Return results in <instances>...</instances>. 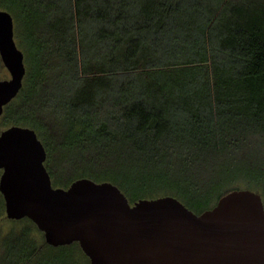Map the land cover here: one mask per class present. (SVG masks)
Instances as JSON below:
<instances>
[{
  "label": "trees",
  "instance_id": "16d2710c",
  "mask_svg": "<svg viewBox=\"0 0 264 264\" xmlns=\"http://www.w3.org/2000/svg\"><path fill=\"white\" fill-rule=\"evenodd\" d=\"M0 7L18 23L26 64L0 120L37 131L54 186L111 181L131 203L173 195L197 213L233 189L264 200V0ZM61 164L67 177L58 176ZM4 203L0 192V214ZM20 220L13 264H29L45 246L54 252L39 264H91L79 242L39 244L36 223Z\"/></svg>",
  "mask_w": 264,
  "mask_h": 264
},
{
  "label": "water",
  "instance_id": "95a60500",
  "mask_svg": "<svg viewBox=\"0 0 264 264\" xmlns=\"http://www.w3.org/2000/svg\"><path fill=\"white\" fill-rule=\"evenodd\" d=\"M0 56L11 73L0 79V117L21 91L24 51L11 12L0 8ZM37 131L11 125L0 134V191L7 217L32 219L53 246L79 242L91 264H264V200L233 189L197 213L178 197L131 203L111 181L89 177L54 186Z\"/></svg>",
  "mask_w": 264,
  "mask_h": 264
},
{
  "label": "rangeland",
  "instance_id": "374dc122",
  "mask_svg": "<svg viewBox=\"0 0 264 264\" xmlns=\"http://www.w3.org/2000/svg\"><path fill=\"white\" fill-rule=\"evenodd\" d=\"M1 8V7H0ZM15 22V39L17 41L18 46L20 47V43L18 41V39L16 38V34H17V24L16 20H14ZM1 77L0 79H4V78H10L11 77V73L8 70V68L4 65L2 66V71H1ZM6 127L2 124V121L0 120V134L1 131H3ZM57 170L59 175L61 177H67L70 173V170L68 168V166L66 165H60L57 166ZM2 173V170H0V175ZM54 184V182H53ZM1 192V191H0ZM16 220H18V222H16ZM16 220H12L10 218L7 217V213H6V208H5V203H4V207L3 210L0 214V264H13L12 259L10 258V255L12 252H15L16 248L13 247H17L20 248L22 246L15 244V242H17V235H16V231L19 230V227L22 229V227L24 225L27 224V222L25 221H21L20 219H16ZM12 233H10L12 230ZM39 229V228H38ZM38 229H34L32 228V236L34 238H36L39 241V244H41L43 241H46L45 239V235L44 233L42 234ZM18 243V242H17ZM35 250V246H31L27 249L28 252H31L32 250ZM17 250V249H16ZM25 250V249H24ZM43 251H41V254L38 256L35 255L33 258H31L29 264H39L41 263V260H43L44 258L46 259H51V256L53 254V250L52 246H45L42 249Z\"/></svg>",
  "mask_w": 264,
  "mask_h": 264
}]
</instances>
